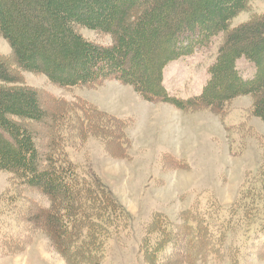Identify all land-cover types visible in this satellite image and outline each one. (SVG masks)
<instances>
[{"label": "trees", "instance_id": "obj_1", "mask_svg": "<svg viewBox=\"0 0 264 264\" xmlns=\"http://www.w3.org/2000/svg\"><path fill=\"white\" fill-rule=\"evenodd\" d=\"M247 4L248 0H0V36L8 42L15 63L11 66L0 57V171L13 174L17 192L33 188L50 198L47 208L37 210L35 203L25 208L23 221L37 225L41 215L43 229L68 264H101L110 241H119L131 216L93 171L82 172L70 159L42 151L32 124L75 115L63 106L49 113L21 73L43 74L60 87L114 79L131 85L147 100L183 111H221L230 101L250 96L252 114L264 121V14L230 28ZM82 29L109 34L112 43L100 45L86 38ZM219 38L222 43L202 91L186 98L170 94L163 81L166 65L212 47ZM242 58L252 66L249 76L238 67ZM84 115L78 123L85 133L90 128L100 133L107 120L102 112L95 119ZM258 173L257 184L242 191L236 207L242 221L256 220L264 211V164ZM9 197L14 202L23 199L19 193ZM185 212L182 228L173 229L165 215L154 218L141 242L143 250L159 260L170 251H181L172 240L176 237L194 261L196 255L202 258L214 251L213 229L218 233L215 240L229 236V217L221 222L218 218L211 228L213 217L206 210L193 206ZM258 235L259 245H264V223Z\"/></svg>", "mask_w": 264, "mask_h": 264}, {"label": "rangeland", "instance_id": "obj_2", "mask_svg": "<svg viewBox=\"0 0 264 264\" xmlns=\"http://www.w3.org/2000/svg\"><path fill=\"white\" fill-rule=\"evenodd\" d=\"M262 14L264 0H248L230 28ZM81 32L100 45L112 43L109 34ZM221 41L166 65L163 81L170 94L186 98L202 91ZM0 57L15 64L1 36ZM238 67L244 76L253 71L244 58ZM21 75L39 92L49 113L63 106L75 115L70 120L55 117V123L47 119L32 124L42 151L70 159L82 172L93 171L130 213L129 225L120 230L119 241H110L101 264H264V245L257 240L264 211L253 221L238 219L236 212L242 191L257 184L264 164V121L252 114V97H238L221 111H183L147 100L131 85L114 79L60 87L43 74ZM100 112L107 119L100 133L91 128L85 133L79 117L86 113L95 119ZM14 183L11 172L0 171V264H68L43 229L41 215L37 225L23 221L25 208L33 203L37 210L47 208L50 198L33 188L17 192ZM16 193L23 199L12 201L9 196ZM193 206L213 217L211 228L218 218L220 222L230 218L229 236L223 241L215 240L216 228L211 231L213 252L202 258L196 255L193 261L176 237L172 240L181 251H170L159 260L143 250L141 242L154 218L165 215L173 229L182 228V217Z\"/></svg>", "mask_w": 264, "mask_h": 264}]
</instances>
